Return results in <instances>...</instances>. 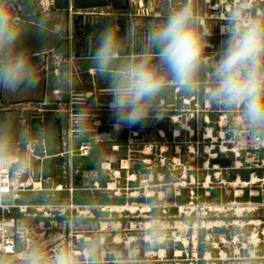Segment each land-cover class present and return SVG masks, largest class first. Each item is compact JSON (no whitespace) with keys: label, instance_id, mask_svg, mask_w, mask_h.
<instances>
[{"label":"crops","instance_id":"0c3cea01","mask_svg":"<svg viewBox=\"0 0 264 264\" xmlns=\"http://www.w3.org/2000/svg\"><path fill=\"white\" fill-rule=\"evenodd\" d=\"M130 1L135 3L137 10L143 9L152 2V0ZM198 2L200 0H197ZM9 3L15 13L14 19L22 31L18 47L26 49L30 54L37 83L32 87L21 86L15 91L0 87V138H4L8 142L6 152L0 157L13 158L14 169L25 170V178L31 184L30 190L23 193L24 195L22 194L18 202H13L10 196H5L0 197L1 204L12 202L27 205L29 201L25 194L40 191H46L53 195L66 193L68 200H74V190L89 192L90 186H93L96 191L99 190L94 179L83 183L86 175L78 176V174L83 172L87 174L89 171L91 173L98 172L101 175L105 172L113 174L115 172L114 165H116L117 171L125 169L127 162L129 166L130 163H133V168H136L138 156L144 157V159H150L154 154L165 157L170 150L172 153L175 152L179 158L185 156L199 159L200 157H210L211 163L222 169L226 168L214 161L217 159L230 160L233 165L227 169L235 167L237 163L229 155L239 158L234 153V137L231 136L233 133L235 136V132L239 128L247 126L239 120L238 113L209 104L204 98L207 93L206 86L195 94H184L171 90L162 96L159 103L167 113L163 120L134 127H123L119 130L114 128L113 115L108 107L110 75L108 73L101 74L96 70L93 58H90L91 49L79 40L80 36L77 35L75 25L77 17L80 16L82 19L80 22L78 21V24L81 27V37H83L92 17L97 15L117 16L111 8L104 7L78 13L70 12L67 16L65 13L56 11L53 0H9ZM215 6L214 3H211L209 10L218 14L219 7L216 6L218 9H213ZM149 8L151 13L155 12L151 4ZM225 8L222 11L228 12L227 7ZM175 9L176 7L167 5L166 15ZM205 12L206 10L204 11L201 5H196V14L202 24L209 28L212 26L207 25L213 24L219 29L218 34L223 36L224 27L220 26L224 20L222 15L208 18L204 15ZM124 15L130 16L127 13ZM163 17L154 14L152 18L157 21H152L158 23ZM131 18H135V25L131 29L132 46L136 32L135 26L141 30V35L144 38L150 23L153 22L148 19L144 21L143 25L138 26V22L142 23L138 12L136 17L131 16ZM205 20H208L209 23ZM208 52L211 57L216 53V50L210 45ZM130 58H133V54L122 57L117 55L115 64L119 65ZM207 73H210V70L202 75L210 81ZM208 81L205 83L206 85L209 83ZM75 91H82L88 104L84 106L71 105V117H63L64 150L67 159L63 185H56L52 180L39 182L40 161L33 158L31 154L32 115L43 113L63 116L68 109L70 97ZM76 114L89 115V119H75ZM76 140H79V144H76ZM81 144H91V150L93 148L94 151H100L99 161L96 163L94 160L85 161L87 164L83 170L74 160L80 155L78 149ZM108 153L110 155H106ZM260 157L262 158L260 169L264 170V152H261ZM197 166L201 167L200 160H198ZM100 180L98 179L99 182ZM78 182H80V186H76ZM90 192L93 200L95 197L101 202L104 198L98 196V193L94 195V192ZM56 207V210L53 207H47L44 210L41 209L42 207H39L40 209L34 207L33 211L17 218V251L13 255L0 253V264H12L13 259L27 264L26 257L33 250L38 251L42 256V264L54 263L57 250L56 241L59 238L56 232L58 224L62 221L66 231L72 230L73 227V220L70 217L72 214L69 212L71 206L66 204L56 205ZM2 211V214L6 215V211ZM55 213L63 215V219H57L54 216ZM94 217L96 216L87 217V220H93ZM104 229V223H101L100 227L97 224L98 244L104 242ZM240 236L235 235L237 238ZM221 244L219 243L218 246L215 244L214 253L224 254L226 262L215 264H229L227 260L234 261L233 264H242L238 262V259L243 258L242 255L240 257L231 256L232 254L237 255V252L240 253L239 249H243L242 247L240 248L238 245L222 246Z\"/></svg>","mask_w":264,"mask_h":264},{"label":"rangeland","instance_id":"374dc122","mask_svg":"<svg viewBox=\"0 0 264 264\" xmlns=\"http://www.w3.org/2000/svg\"><path fill=\"white\" fill-rule=\"evenodd\" d=\"M181 2L152 0L149 5L153 6L154 13H151L149 5L136 9L142 21L138 26L148 19L157 21L152 18L154 14L166 16L167 5L177 8ZM211 3L219 7L218 14L210 12ZM197 5L206 10L204 15L208 18L222 15V27L236 11L242 12L243 19L264 12V0H200ZM215 7L213 9H218ZM225 7L228 12L222 11ZM205 22L209 23L208 20ZM207 26H212L213 35L209 40L217 52L225 37L218 34L219 29L213 24ZM201 78L207 83L206 77L202 75ZM76 142L79 144V140ZM229 157L237 163L232 169L214 166L210 157L179 158L171 150L165 157L154 154L150 159H144L138 156L136 168L127 162L125 169L120 171L114 165L113 174L105 172L101 175L90 171L78 174L87 176L83 183L93 179L97 182L99 190L90 186V191L104 197L101 202L95 197L91 199L90 191L74 190V200H68L66 193L53 195L40 191L25 194L29 201L27 205L3 201L2 205L6 216L16 221L22 214L33 211L34 207H42V210L53 207L56 210V205L71 206L69 212L73 227L66 231L62 221L58 224L56 232L59 238L53 264L61 253L66 254L72 264L225 263L224 254L214 253V246L219 243L242 247L240 253L231 255H242L239 263L264 264V170L248 168L242 158ZM98 159L100 151L92 148L87 157L79 155L74 160L83 170L87 164L85 161L94 160L96 163ZM198 160L201 161L200 168ZM76 186H80V182ZM16 205L25 209L20 210ZM0 211V217L5 215L1 208ZM54 216L63 219V215L58 213ZM90 216L97 218L87 220ZM101 223L105 227L104 242L98 244L96 231L97 224L100 227ZM236 234L242 236L237 238ZM16 244L18 248V237ZM227 262L233 264L234 261ZM12 264L23 262L13 259Z\"/></svg>","mask_w":264,"mask_h":264},{"label":"clouds","instance_id":"9594fccd","mask_svg":"<svg viewBox=\"0 0 264 264\" xmlns=\"http://www.w3.org/2000/svg\"><path fill=\"white\" fill-rule=\"evenodd\" d=\"M196 5L197 0H182L160 22L150 23L139 54L119 65V34L106 26L93 37L96 70L110 75L108 107L114 128L163 120L167 113L159 103L162 96L171 90L195 94L206 86L209 104L238 113L250 139H264V12L247 19L234 12L222 30L219 50L210 57L213 31L200 21ZM14 16L9 0H0V87L10 91L37 83L30 54L18 47L22 31ZM209 68L206 85L201 77ZM7 147L0 138V156ZM26 260L42 264L35 250ZM55 264L72 261L61 253Z\"/></svg>","mask_w":264,"mask_h":264},{"label":"water","instance_id":"95a60500","mask_svg":"<svg viewBox=\"0 0 264 264\" xmlns=\"http://www.w3.org/2000/svg\"><path fill=\"white\" fill-rule=\"evenodd\" d=\"M55 3V9L59 13H65L67 16L70 12L80 11H94L100 8L108 7L117 13L115 17L109 16H94L91 18L90 24H88L85 36L81 37V27L78 21L82 19L80 16L75 21L77 35L79 40L91 49L90 58H93L95 49L94 36L98 35L99 32L106 26L111 27L120 36L121 51L118 53L119 56H130L133 57L138 55L135 50L132 51L134 45L131 46L132 26L135 25V18L137 11L135 3H131L130 0H53ZM124 13L130 16L124 15ZM135 30L137 27L135 26ZM135 40V39H134ZM133 40V41H134ZM75 97H83L82 104H72L71 100L68 102V109L63 116L60 115H47L36 113L32 115L31 120V136L30 144L32 149V157L40 161V178L39 182L52 180L54 184L62 186L63 178L65 175V167L67 159L64 150V129H63V117H71V105L72 106H84L88 104L82 91L73 92ZM76 114L75 119L86 118L89 119V115ZM79 121V120H74ZM214 163L221 165L223 168H231L233 163L226 159H217Z\"/></svg>","mask_w":264,"mask_h":264},{"label":"built area","instance_id":"2783aa9c","mask_svg":"<svg viewBox=\"0 0 264 264\" xmlns=\"http://www.w3.org/2000/svg\"><path fill=\"white\" fill-rule=\"evenodd\" d=\"M70 100L72 104L80 105L83 103L84 98L75 97L72 94ZM233 148L236 156L242 158L248 168L261 167L260 154L264 150V139L256 137L251 140L248 127L239 128L235 132ZM79 151L80 156L87 157L90 154L91 147L89 144H84ZM14 166L15 161L13 158L0 157V197L10 196L13 202H18L22 194L30 189L31 184L25 179V170L14 169ZM16 207L20 210L25 209V207L17 205ZM0 208L5 210L1 201ZM16 239L17 221L3 215L0 217V253L5 255L15 254L17 251Z\"/></svg>","mask_w":264,"mask_h":264},{"label":"flooded vegetation","instance_id":"af4514ba","mask_svg":"<svg viewBox=\"0 0 264 264\" xmlns=\"http://www.w3.org/2000/svg\"><path fill=\"white\" fill-rule=\"evenodd\" d=\"M164 18V17H163ZM162 18V19H163ZM137 27V26H136ZM136 32L134 33V42H133V45H134V48L135 49H133L132 51H136V52H138V54H139V52H140V50H141V46H142V43H143V37H142V35H141V30L140 29H138V27H137V29L135 30Z\"/></svg>","mask_w":264,"mask_h":264}]
</instances>
